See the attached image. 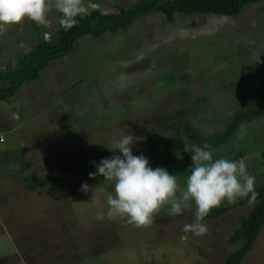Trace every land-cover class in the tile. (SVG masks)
<instances>
[{
  "label": "rangeland",
  "instance_id": "374dc122",
  "mask_svg": "<svg viewBox=\"0 0 264 264\" xmlns=\"http://www.w3.org/2000/svg\"><path fill=\"white\" fill-rule=\"evenodd\" d=\"M137 1L86 3L111 13ZM159 13L116 34L80 38L70 55L50 61L37 80L0 100V136L6 141L0 143V264H224L242 245L230 239L254 202L205 219L210 231L196 237L183 231L195 219V205L178 216L165 208L147 227L128 225L107 217L110 183L89 178L99 163L85 162L110 151L113 138L134 132L143 139L132 152L141 151L150 167L177 175L183 187L193 165L185 146L198 144L169 130V123L189 122L213 135L264 105V1L236 16L177 14L168 23ZM51 16L56 20L49 27L27 19L8 26V39L1 42L15 48L0 52L3 74L30 67L31 59L21 62L17 56L52 39L60 14L53 10ZM10 82L3 78L0 88ZM253 121L241 123L227 144L212 151L214 159L248 162L256 190L264 186V116ZM153 128L148 150L146 136ZM73 163L83 166L52 185L33 190L24 180ZM242 264H264V228Z\"/></svg>",
  "mask_w": 264,
  "mask_h": 264
},
{
  "label": "clouds",
  "instance_id": "9594fccd",
  "mask_svg": "<svg viewBox=\"0 0 264 264\" xmlns=\"http://www.w3.org/2000/svg\"><path fill=\"white\" fill-rule=\"evenodd\" d=\"M53 10L60 14L58 24L68 30L78 24V18L89 14V5L86 0H0V25H20L27 19L49 27L56 20L51 16ZM12 118L18 120L19 114L13 113ZM142 139L134 132L113 138L109 150L122 155L102 159L96 171L89 173L90 179L101 176L112 187L107 195L109 219L118 218L128 225L147 227L165 208L168 215L178 216L195 205V219L190 224L185 223L183 231L200 237L210 231L205 217L212 209L225 201L234 204L250 197L251 203L257 199L256 178L247 171L244 159H214L207 142L202 146L192 145L190 149L185 146V151L192 153L193 165L181 187L177 175L162 167H150L144 155H133L132 146ZM89 190L88 184L82 185V191ZM94 200L93 195L91 201Z\"/></svg>",
  "mask_w": 264,
  "mask_h": 264
},
{
  "label": "trees",
  "instance_id": "16d2710c",
  "mask_svg": "<svg viewBox=\"0 0 264 264\" xmlns=\"http://www.w3.org/2000/svg\"><path fill=\"white\" fill-rule=\"evenodd\" d=\"M258 1L264 0H138L133 6L128 8L120 7L117 9V12L111 13H104L101 10L89 8V14L82 19L78 18L79 22L76 26L65 30L58 25L51 40H42L34 47H31L29 53L21 54L18 57V60L22 58L21 62H24L27 58L31 59L29 68L24 69L21 66V68L14 70L10 75H7L8 73L0 74V80L5 78L11 81V85L5 90L0 88V100L6 101L15 96L24 82L37 80L42 70L50 61L70 55L74 50L76 41L84 36L99 37L105 33L116 34L120 30L129 27L134 21L136 22L142 18H146L148 15H153L152 13L155 14L156 12L162 13L168 23H172L177 14L189 16L194 14L236 16L243 11L246 5ZM263 116L264 105L241 113L233 121L228 123L225 130L213 135H204L196 130L192 124L185 121L169 123L168 129L177 133V135L188 138L198 144V146H202L207 142L210 144L211 150H216L218 147L230 141L240 128L241 123L256 121ZM155 135V128L147 133L148 150H151L154 146ZM81 140L82 144V137ZM89 147L94 150V145ZM140 153L141 151L133 152L135 156H138ZM113 155H121V153L118 151H107L102 154H97L94 159H90L85 163L89 165L95 162L99 163L102 159L110 158ZM262 155L264 154L262 153ZM246 165L247 169L249 168V173L253 174L255 171L250 164L247 162ZM80 166L83 165L77 163L66 164L50 176L43 178L24 176V180L30 183V189L35 190L56 183L67 172L75 171ZM256 192L258 193V197L253 201L255 203L253 210L247 216L241 218L240 226L233 232L230 239L232 244L242 243V245L227 258L224 264H242L245 256L253 249L264 228V186L256 189ZM249 199L250 197L245 198L232 207L212 209L205 219L216 220L226 214L230 209L249 204ZM193 212L195 214V211Z\"/></svg>",
  "mask_w": 264,
  "mask_h": 264
},
{
  "label": "crops",
  "instance_id": "0c3cea01",
  "mask_svg": "<svg viewBox=\"0 0 264 264\" xmlns=\"http://www.w3.org/2000/svg\"><path fill=\"white\" fill-rule=\"evenodd\" d=\"M89 1V0H88ZM10 27V26H9ZM7 28H8V26H4V25H0V52L1 53H6V52H9L10 50H13L15 47L13 46V45H10V44H8V43H4V42H1L2 40H3V38H6V39H8V31H7ZM25 31L27 32V30L25 29ZM18 34V36L20 35L19 34V32L17 33ZM249 45H248V47L250 46V44H252V43H248ZM253 47H255V46H253ZM16 50H18V48H16ZM250 52H251V50H249ZM10 53V52H9ZM21 54H23V53H19V55L17 56V61H18V57H20V55ZM8 67V66H7ZM7 67L4 69V70H6L7 69ZM3 69H2V71H3ZM1 72V71H0ZM1 73H3V72H1ZM6 141L4 140V142H0L1 144H4ZM2 222L0 221V228L3 226L2 224H1ZM3 233V231H1V234ZM2 235H4V233L2 234Z\"/></svg>",
  "mask_w": 264,
  "mask_h": 264
},
{
  "label": "built area",
  "instance_id": "2783aa9c",
  "mask_svg": "<svg viewBox=\"0 0 264 264\" xmlns=\"http://www.w3.org/2000/svg\"><path fill=\"white\" fill-rule=\"evenodd\" d=\"M0 141L3 142L4 141V137L0 136Z\"/></svg>",
  "mask_w": 264,
  "mask_h": 264
},
{
  "label": "water",
  "instance_id": "95a60500",
  "mask_svg": "<svg viewBox=\"0 0 264 264\" xmlns=\"http://www.w3.org/2000/svg\"><path fill=\"white\" fill-rule=\"evenodd\" d=\"M95 8H97V5H95Z\"/></svg>",
  "mask_w": 264,
  "mask_h": 264
}]
</instances>
